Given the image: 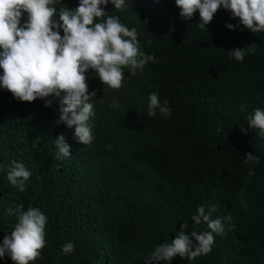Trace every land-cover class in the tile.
Masks as SVG:
<instances>
[{
    "label": "trees",
    "instance_id": "1",
    "mask_svg": "<svg viewBox=\"0 0 264 264\" xmlns=\"http://www.w3.org/2000/svg\"><path fill=\"white\" fill-rule=\"evenodd\" d=\"M105 11L137 29L140 50L155 62L135 75L125 68L119 89L86 73L98 100L89 145L58 120V101L45 107L0 90V241L17 223V206L35 207L47 217L46 243L29 264H145L182 224L185 233L208 231L191 216L202 204L215 205L212 219L231 220L213 234L211 251L171 264H264V137L247 125L253 110L264 108V32L227 29L239 18L222 7L201 29L198 12L182 20L174 0H129ZM250 44L255 52L242 62L230 56ZM153 91L168 102L169 115H147ZM60 135L68 158L56 156ZM247 153L260 162L242 163ZM12 162L31 173L24 191L7 180ZM69 241L74 251L62 254Z\"/></svg>",
    "mask_w": 264,
    "mask_h": 264
},
{
    "label": "clouds",
    "instance_id": "2",
    "mask_svg": "<svg viewBox=\"0 0 264 264\" xmlns=\"http://www.w3.org/2000/svg\"><path fill=\"white\" fill-rule=\"evenodd\" d=\"M60 3L62 0H0V90L9 91L21 102L41 99L45 107H50L53 100L58 101V120L73 129L78 143L89 145L94 139L91 119L98 100L95 90L88 91L86 73L92 70L101 83L119 89L125 68L135 75L149 62H155V57L140 50L135 27L130 29L117 16H106L109 4L114 9H123L129 0H78L75 9L54 6ZM174 3L182 20H191L198 12L201 29L222 7L231 13L232 19L239 18L235 25L226 23L227 29L264 32V0H174ZM254 52L250 44L232 49L229 54L242 62L247 53ZM147 109L149 117H154L157 109L165 116L171 112L168 102H161L155 91L148 95ZM247 125L258 129L264 137V108L254 109ZM241 131L246 130L241 127ZM54 141L58 159L71 156L70 145L63 135ZM249 162L259 163L260 158L247 153L242 163ZM30 175L20 162H12L7 170V180L19 191L25 190ZM22 207L15 209L17 223L10 235L0 241V260L8 257L14 264L35 261L46 243L47 217L39 208L21 211ZM216 210L215 205L207 209L203 204L197 207L191 221L194 225L206 224L208 231L185 233L186 225L182 224L170 243L153 247L144 257L145 264H171L177 256L192 260L209 253L213 234L222 233L224 222L231 220L228 215L212 219ZM12 211L9 209L10 214ZM73 251V242L61 245L62 254Z\"/></svg>",
    "mask_w": 264,
    "mask_h": 264
}]
</instances>
